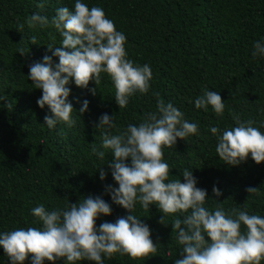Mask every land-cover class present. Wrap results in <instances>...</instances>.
<instances>
[{
	"label": "trees",
	"instance_id": "16d2710c",
	"mask_svg": "<svg viewBox=\"0 0 264 264\" xmlns=\"http://www.w3.org/2000/svg\"><path fill=\"white\" fill-rule=\"evenodd\" d=\"M86 2L102 7L117 30L125 33L129 58L151 65V87L147 93H135L120 109L107 73H102L98 86L90 80L83 88L73 80L68 85L69 100L77 123L69 127L58 122L49 128L44 117L50 110L37 103L42 89L32 84L28 66L46 52L52 55L48 44L59 46L62 36L52 24L31 28L26 18L33 12L50 18L58 7L72 8L73 0H0V95L6 96L0 101V231L40 227L42 222L30 211L32 207L40 203L48 209L64 207L89 194L102 195L112 205V213L101 214L97 225L126 216L130 210L114 203L105 189L117 184L107 164L112 159L110 150L103 159L91 152L92 144L102 139L95 124L104 112L114 114L121 127L138 124L147 112L156 111L158 99L171 101L185 118L199 125V134L178 138L176 144L164 147L169 178L183 180L182 170L188 168L198 178V186L212 197L206 198L209 209L220 206L226 212L236 208L264 215V161L255 162L249 153L239 165L225 163L215 151L217 139L209 127H231L236 123L233 117L239 116L253 120L264 131V57L252 55L253 42L264 37V0ZM21 23L24 28L19 30ZM32 36H36L35 43ZM53 61L58 62L59 57L53 56ZM93 87L97 88L95 94L90 91ZM205 88L221 94L225 101L222 116L211 106L196 108L194 100ZM84 99L89 100V108L79 113ZM100 167L107 173L104 180ZM213 185L221 189L219 197L214 195ZM248 186L258 187V191L249 193ZM133 214L150 226L156 251L138 257L117 252L105 257V264H174L182 245L172 222L177 216L182 218L181 213L164 214L162 222L163 212L155 204L145 209L137 202ZM0 264H11L2 247ZM24 264H31V259ZM44 264H65V260L45 259Z\"/></svg>",
	"mask_w": 264,
	"mask_h": 264
},
{
	"label": "clouds",
	"instance_id": "9594fccd",
	"mask_svg": "<svg viewBox=\"0 0 264 264\" xmlns=\"http://www.w3.org/2000/svg\"><path fill=\"white\" fill-rule=\"evenodd\" d=\"M73 7L56 8L50 18L33 12L26 18L31 28L55 26L62 39L59 46L49 43L41 60L29 64L28 77L35 88L42 89L37 99L40 107L48 106L50 114L45 124L53 128L58 122L69 127L77 123L73 104L69 100L73 82L87 88L94 80L98 86L102 73H107L114 84V97L120 109L126 107L135 93H147L153 78L149 63L140 64L128 57L126 35L117 30L114 21L104 9L86 0H73ZM24 23L18 25L22 30ZM33 43L36 36H32ZM24 54V50H19ZM252 55L264 57V37L253 42ZM53 56L59 57L58 62ZM95 94L96 87L90 89ZM159 96V93H156ZM6 99L0 95V101ZM194 104L196 108L212 110L222 116L225 101L218 91L203 89ZM156 111H150L137 123L119 126L115 115L104 112L95 124L102 132L99 144L93 143L91 152L103 159L110 150L112 159L107 164L117 184H108L106 191L114 203L130 210L126 216L113 221L96 219L112 213V205L102 195H86L76 203L48 209L43 203L31 208L42 222L40 227H16L0 231V247L11 264H44L45 259L55 262L64 258L65 264L81 260L105 264V257L127 253L132 257L156 251L150 226L133 214L137 202L145 208L155 204L164 214L181 213L172 222L177 230L176 240L182 245L180 258L174 264H261L264 260V215L233 208L206 207V188L198 186V178L188 168L182 170L183 180L169 178V164L164 159V147L176 144L178 138L199 134L197 122L185 118L184 112L171 101L158 99ZM11 109L12 102L7 104ZM89 108L84 99L79 109ZM76 110V109H75ZM77 111V110H76ZM236 123L220 129L209 125L216 135L215 151L229 165H239L249 153L255 162L264 161V131L251 119L233 117ZM115 130V131H113ZM130 158V162H129ZM100 179L107 173L99 169ZM118 185V186H117ZM216 197L221 189L213 185ZM254 193L258 187L248 186ZM218 200V199H217ZM244 226L243 230L241 226ZM207 237V238H206ZM32 254V255H30Z\"/></svg>",
	"mask_w": 264,
	"mask_h": 264
}]
</instances>
